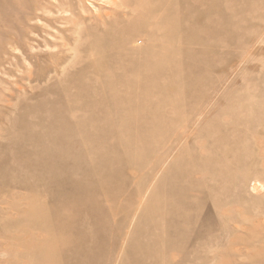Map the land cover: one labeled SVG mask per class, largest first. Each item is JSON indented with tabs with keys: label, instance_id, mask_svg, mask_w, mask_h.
<instances>
[{
	"label": "rangeland",
	"instance_id": "rangeland-1",
	"mask_svg": "<svg viewBox=\"0 0 264 264\" xmlns=\"http://www.w3.org/2000/svg\"><path fill=\"white\" fill-rule=\"evenodd\" d=\"M0 264H264V0H0Z\"/></svg>",
	"mask_w": 264,
	"mask_h": 264
}]
</instances>
